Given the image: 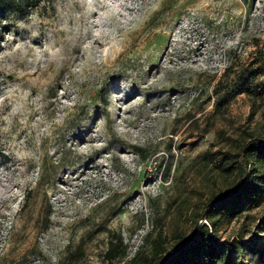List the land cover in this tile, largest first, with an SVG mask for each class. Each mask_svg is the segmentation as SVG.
<instances>
[{
	"label": "rangeland",
	"instance_id": "obj_1",
	"mask_svg": "<svg viewBox=\"0 0 264 264\" xmlns=\"http://www.w3.org/2000/svg\"><path fill=\"white\" fill-rule=\"evenodd\" d=\"M250 76L264 84V0H43L14 20L0 264H110L111 247L113 264H152L200 229L223 255L210 264H264V200L215 225L205 211L264 136Z\"/></svg>",
	"mask_w": 264,
	"mask_h": 264
},
{
	"label": "trees",
	"instance_id": "obj_2",
	"mask_svg": "<svg viewBox=\"0 0 264 264\" xmlns=\"http://www.w3.org/2000/svg\"><path fill=\"white\" fill-rule=\"evenodd\" d=\"M43 0H0V41L10 30L14 20L26 19L39 7ZM254 77L245 79L248 91L255 95L264 94V84L256 86ZM233 168L239 172V177L230 193L214 197L207 204L208 218L215 225V216L220 215L230 219L237 218L245 207L259 206L264 200V136L251 134L239 146ZM204 214V213H203ZM202 214V215H203ZM120 242L122 240L120 239ZM115 247L108 251V259L113 264ZM222 252H217L212 237L207 229L194 233L183 246L176 251L162 256L153 257L152 264H208L222 258Z\"/></svg>",
	"mask_w": 264,
	"mask_h": 264
}]
</instances>
